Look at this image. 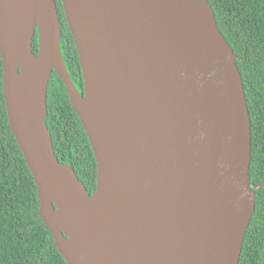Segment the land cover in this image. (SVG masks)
Instances as JSON below:
<instances>
[{
  "label": "water",
  "instance_id": "95a60500",
  "mask_svg": "<svg viewBox=\"0 0 264 264\" xmlns=\"http://www.w3.org/2000/svg\"><path fill=\"white\" fill-rule=\"evenodd\" d=\"M0 0L8 123L67 264H239L261 185L237 55L207 0ZM38 52L33 51L35 35ZM94 151L95 189L55 155L53 72ZM264 186V183H263Z\"/></svg>",
  "mask_w": 264,
  "mask_h": 264
},
{
  "label": "trees",
  "instance_id": "16d2710c",
  "mask_svg": "<svg viewBox=\"0 0 264 264\" xmlns=\"http://www.w3.org/2000/svg\"><path fill=\"white\" fill-rule=\"evenodd\" d=\"M218 26L238 56L251 119V186L261 185L247 228L239 264H264V0H207ZM61 50L71 78L83 92L79 54L60 0H56ZM33 51L38 52L35 35ZM0 59V264H67L39 216L37 188L7 118ZM46 125L56 157L71 165L88 193L95 189L97 165L81 120L54 71L48 86Z\"/></svg>",
  "mask_w": 264,
  "mask_h": 264
},
{
  "label": "clouds",
  "instance_id": "9594fccd",
  "mask_svg": "<svg viewBox=\"0 0 264 264\" xmlns=\"http://www.w3.org/2000/svg\"><path fill=\"white\" fill-rule=\"evenodd\" d=\"M238 57V56H237ZM239 59V58H238ZM237 61V60H236ZM238 65V64H237ZM239 68V67H238Z\"/></svg>",
  "mask_w": 264,
  "mask_h": 264
}]
</instances>
